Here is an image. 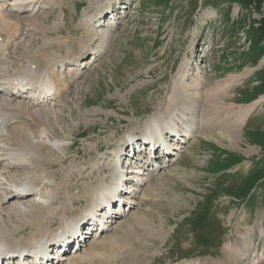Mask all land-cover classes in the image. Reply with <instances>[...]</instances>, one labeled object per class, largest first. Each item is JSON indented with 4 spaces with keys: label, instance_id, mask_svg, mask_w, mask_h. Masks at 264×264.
Wrapping results in <instances>:
<instances>
[{
    "label": "rangeland",
    "instance_id": "rangeland-1",
    "mask_svg": "<svg viewBox=\"0 0 264 264\" xmlns=\"http://www.w3.org/2000/svg\"><path fill=\"white\" fill-rule=\"evenodd\" d=\"M50 1L48 9L39 8V4L34 11L12 13L20 19H28L27 24L31 18L42 23L46 21L49 31L45 33L30 28L35 34L26 30L11 52L0 56V61L6 63L5 70L0 69V79H10L18 67H27L31 56H40L46 63L57 62L56 68L62 64L59 61H71L68 50L57 46L68 37L77 45L86 35H95L88 43L89 51L83 56L85 63L94 52L99 53L102 45L104 53L92 66L87 65L83 69L85 74L74 83L73 91L65 102L63 99L46 107L48 117L45 120L49 121L46 126L54 134L50 139L58 138L66 145L54 156L66 154L69 160H62L67 163L54 168L44 166L43 176L52 182V186L42 187L44 194L41 200L34 195L23 197L17 205V212H4L8 228L32 218L30 212H37L32 209L33 202L48 206L59 196H66L74 184L76 188L69 194L71 201L55 205L54 213L64 209L72 214L83 208L76 200L89 201L93 195L81 190L86 185L87 176H104L110 180L114 174L108 158L113 149L109 153L106 150L119 144L120 139L129 133L145 132L154 118L171 113L170 120L178 112L173 111L171 99L178 102L182 97L184 80L191 87L189 94L193 93L192 89L199 83L197 81H200L199 90L204 94L217 84H224L233 75L236 80L228 81V86L224 87L227 100L222 103H235L238 110L249 107L264 96V67H259L264 57V36L256 32L264 19V1L258 8L256 2L248 6L242 0H128V16L118 27L111 26L110 22L101 27L94 22L98 9L107 6L110 0ZM8 3L7 13L12 7ZM75 5L79 10L77 14L74 13ZM121 16H118V22ZM87 20L91 21L90 25L82 24ZM196 43H199L197 54L193 55L191 51ZM70 44L67 47H74L75 53L76 45ZM44 46L46 50L49 48L50 56H44ZM56 46L58 51H64H56ZM81 46L79 50L85 47ZM204 98L202 101L206 100ZM11 104L23 106V103L8 99L0 92V106L4 108ZM27 109L33 114L41 112L40 107ZM149 119L152 120L146 122ZM246 121L237 146H232L227 137L218 138L213 134L214 138L208 139L197 134L196 139L185 143L181 152L162 164L156 175L142 186L140 195L143 200L137 198L139 205L108 232L111 238L122 230L118 239L123 257L116 258L117 264H202L211 260H218L219 264H237L233 250L239 245L235 242L246 236L245 249H252V253H246L239 263L249 264L256 261L257 256V260L260 257L261 264H264V102L253 107ZM156 124L163 126L160 121ZM84 146L94 159L99 155L101 158L94 163L93 171L88 168L76 181H72L71 175L79 165L75 153L83 150ZM177 159L178 163L175 162ZM58 161L59 158L54 159L55 163ZM51 163L47 162L49 166ZM99 166L110 170L103 174L98 172ZM17 172L12 173L14 182L15 178L21 181L27 175L23 171ZM256 177L260 179L255 186L246 195L242 194L246 181ZM145 196L150 200L144 199ZM2 202L0 200L1 207ZM13 202L5 204L6 209ZM24 206L30 215L27 218L20 212ZM50 208L49 205L47 209ZM200 208L212 211L208 219L216 216V223L200 230L194 226L197 233L191 236L189 229L193 222L184 220L192 212L196 217L202 216ZM61 219L60 216L59 223ZM127 221L129 227H121ZM55 222L50 220L49 224L55 225ZM178 224H182V230L177 235L174 230ZM256 227L261 233L251 242L249 238L253 235L250 233ZM22 236L27 240L30 230ZM172 242L174 246L170 247ZM177 245L178 252L173 254ZM205 251L209 252L201 255ZM192 253L201 256L196 257ZM108 260L103 256V259H95L89 264H106Z\"/></svg>",
    "mask_w": 264,
    "mask_h": 264
},
{
    "label": "bare ground",
    "instance_id": "bare-ground-1",
    "mask_svg": "<svg viewBox=\"0 0 264 264\" xmlns=\"http://www.w3.org/2000/svg\"><path fill=\"white\" fill-rule=\"evenodd\" d=\"M114 1H111L109 3L110 6L113 5ZM7 3L12 6L11 9L8 11V13L6 7ZM50 3L51 2H49V0H0V39H3L0 43V55L2 53L9 52L11 49L10 46L13 47L15 45L14 43L16 42L15 40L14 43H12L10 40H13L17 34L19 33L21 34L22 32L24 33V31L27 30L26 28L28 27L29 29L32 28L34 30L40 29L45 33L49 31L47 30L48 25L46 21L42 23L39 22L37 18L35 20H33L34 18H31L30 23L27 24L28 19H20L18 15H13L12 13L21 14L22 12H28L31 7L35 9L37 4L47 7L48 4ZM106 10L107 8L102 7L100 10V14L104 13ZM120 14H121L120 12L117 13L116 15L117 18ZM95 21L98 22L99 20L97 19ZM84 24L90 25L91 23H89V21H85ZM93 37L94 35L89 34L82 40L83 41L82 43L77 45L76 42H74V40L72 41L76 45V52L74 53V55L79 57L76 59H72V61H70V64L69 63L67 64L68 67L72 66L73 65L72 63L75 62L76 60L78 61L81 56H85L84 53L89 50L87 47L88 43L91 42ZM81 45H84L85 47L81 49L82 47ZM57 46L64 48L62 44H59ZM79 46H81L80 50L78 49ZM99 49H100L99 51L100 54L104 53V45L100 46ZM93 55H96V52H94ZM31 57L32 58H30L29 65L27 67L25 66L24 68L18 67L13 77L7 79L6 81L0 80V90L3 89L2 93H6L7 97L9 98L7 91H8V86H10V84L15 85L18 82L22 83L23 81L22 77L26 75L33 76L34 74L37 75V77H40L44 74L45 76L51 78L53 85H55L56 92L60 96L59 98H65L66 96H68V94L72 93V89L74 87L73 83H75L76 79L78 78L80 70L74 67L75 69L69 70L63 81L60 82L58 80L59 74L54 70L55 66L57 65L56 63H52L50 67L49 66L46 67L45 65L47 64L44 62V60H42L41 58L37 59V56H31ZM5 64L6 63L4 61H0V69L5 70L4 67ZM259 67L260 68L264 67V57L261 59ZM65 70L67 71V68ZM255 70H257V68ZM246 71H250V70L247 69ZM252 71L249 72L248 74L252 73ZM182 72L184 73V69ZM182 78L184 80V75H182ZM227 79L228 80H226L224 84H217L215 87H213V89H210L207 92H205L207 94L206 97H205V93L203 94L201 90H199V88L201 89L200 81H197L199 83H196L194 89H192L193 93L189 94L191 87L187 85L184 80L183 83L185 85V88L183 93L181 94L182 97L179 98V100L177 99L178 102L175 101L173 102V99H171L173 111L175 110V112L178 111L180 113H183L185 118H187V120L185 121L191 123L190 125L192 128L195 127L198 128V131L194 136L195 139L197 138L196 137L197 134H201L203 137H206L208 139L214 138L213 134H215L218 135V138L227 137L228 141L232 146L234 145L237 146L241 138L240 135L241 130L243 126L246 125L247 122L246 118L251 115V111L253 110V107L264 102V96H262L257 100L253 101V104L250 105L249 107L245 109L239 108V110L236 109V107H234L235 103L232 102L230 104L222 103L224 99L227 100L223 93L224 87L228 86V81L233 82L236 80V78L233 75L229 76ZM35 81L37 80L35 79ZM202 98L206 100L202 101ZM66 100H64L63 102H65ZM23 106L24 107L11 105V107H7V108H3L2 106H0V137H2L1 138L2 140L1 139L0 140L1 143L5 141V143H3L2 146L0 145V190L1 189L3 190V193L0 191V200L1 202L3 201L2 202L3 206L7 203H10L11 201L15 202V203L13 202L11 206L9 205L10 207L8 206L7 209L6 206L1 207L0 205V221H1L0 247L3 246L9 251L16 250V248L18 247H21L22 249L25 248L29 249L33 245L36 244L38 245V243H44L43 242L44 239L51 240L52 238L55 237V233L56 231H58V229L63 228L66 224L73 221L75 218L85 217L86 216L85 211L88 210V207L91 206L95 201L96 203L99 204L100 198H98V195L100 192L101 193L106 192V194H110L111 192L118 191L120 193L121 192L120 187L124 185V183L121 184L120 180H118V178L114 174H111L110 180L105 179L104 176L101 178L100 176L90 174L87 176L86 185L81 187V190L84 192L85 191L88 192L90 195L92 194L93 195L90 196L91 198L89 201H84L82 199L76 200V203L81 204L83 208L78 209L77 211H75V213L72 214L65 211L64 209L59 210L57 214L54 213L55 205L65 204L71 201L72 196H70L69 194L71 193V191H73L76 188V184H74L69 188V193H67L66 196L61 195L57 198V200H53L50 202L49 204L51 207L50 209H47L49 205L48 206L42 205L40 202L35 201L32 203V207H33L32 209L37 210V212L36 211L34 212L33 210L34 212L33 213L30 208L28 209L31 211L30 214H32L31 215L32 218L28 220L29 222L28 221L26 222L25 220V222L21 224H17L11 228L6 227L5 226L6 223L4 221L6 220L5 217L7 215L4 212H8V213L9 211H11L12 213L17 212L16 209L19 208L17 205H20L19 203L21 202L22 198L25 196H26L25 198L31 196L30 195L27 197V195L29 194L28 192L29 188H32L31 185H34L32 191H37L39 189H42L43 186L44 187L52 186V182L47 180L44 177L45 175L43 176L45 172L44 166L54 168L56 167V165L65 164L69 160V157H66V154L63 156H59L58 154H56L54 156V153H56V149L63 148V143L62 141L57 139L55 140L50 139V135L53 134V131H51L50 128H47V126L49 125L48 124L49 121L47 120L46 122L45 120V118L48 117L47 115L48 110L44 109L45 107H41L42 110L40 114L30 113L26 108V106L34 108L35 105L33 104L32 100L25 101ZM170 114L171 113H168L167 115H161L160 118H154L153 120L157 122L160 121V123H163L162 127H165L167 125L166 123L169 120L168 118ZM43 119L44 121H42ZM151 120L152 119H149L146 122H150ZM170 120H172V118ZM145 123L144 126H146L147 124ZM12 125H16V126L13 127L12 129L13 131H10L9 128H11ZM185 125L188 124L185 123ZM184 130L185 129L183 128L179 129L178 131L179 135H182ZM186 133L188 135L189 131H186ZM127 135L128 137L126 139L125 138L120 139L121 142L119 144H117L116 146L113 145L111 148L106 150L107 153H109L108 151L113 149L112 153H109V156H112L114 158L112 160H116L118 158L119 156L118 153L120 151L122 153V149H123L124 157H126V160L130 158L132 154L126 153L127 147H131L134 141L140 140V138L143 137V133L141 131L136 133H129ZM216 141L220 143V140L216 139ZM135 149L136 146L133 145V150ZM43 150L45 151L43 152ZM62 151L63 150H61V152ZM75 155L77 161H79V165H77V168L71 175L72 181L74 180L76 181L79 178V175L83 174L88 168L91 169V171H93L94 163L101 158V156L98 154L99 156L94 159L93 155H91V151H89L86 148V146H84L83 150L76 151ZM88 156L90 158H88ZM55 158H59V161L56 163L54 162ZM66 159H67L66 162L64 161L62 162V160H66ZM133 159L135 158L133 157ZM48 161L52 162L51 163L52 166L51 165L49 166V164H47ZM177 161L179 160L177 159L175 162L178 163ZM129 162L131 163V160H129ZM109 170L110 169L103 168L102 166L98 167V172L102 171L103 174H107ZM13 171L14 172L23 171L27 175L23 177L24 175L23 173L21 175V177H23L21 181H16L15 178V182H17L15 183L14 180L12 179L14 178L12 176ZM7 172H9V174ZM48 174L49 173H47V175ZM3 175L4 176L8 175L5 177L6 181L3 180L2 178ZM138 180L142 182L145 179L142 178ZM6 182L9 184H13V186H19L20 183H23V186L28 185V187L23 188L22 191H20L19 188L17 187L16 190L15 189L8 190L9 186L8 184H6ZM95 188L96 190L93 192ZM25 189H27V191H25ZM132 189L135 191V195H134L136 196L135 199L140 198L141 200H143L142 196L139 195V192H142V188L141 189L132 188ZM43 194L44 192L41 194V196L40 195H35V196H37L36 197L37 199L38 198L40 199L42 198ZM6 196H8L7 198H9L8 199L9 201L7 200V198H5ZM144 199L150 200V197L146 198L145 196ZM26 207L27 206H24V208H20V212L24 214L25 217L26 216L29 217L30 215H28L27 209H25ZM60 216L62 217V219L59 223L58 218ZM50 220L51 221L54 220V222L58 220V222H55V225H51L49 224ZM128 223L129 222L127 221V224L125 223V225L127 226ZM137 224L139 223L137 222ZM29 230H30V237L27 240H24L22 235L24 234V232ZM158 231L160 232L161 230ZM260 233L261 231L259 227L252 229L250 235L253 236L252 238H249V241L254 242L255 240L254 237L258 236V234ZM142 234H144V232ZM118 238H119V234L111 238L108 237V234L101 236V238L99 240H96V242H94L93 244L89 246L87 245L82 253L80 251L77 255L76 254L73 255V257L70 258L69 264H89L93 262L95 259L98 260L103 259V256L110 259L106 264H117V262L115 261L116 258L118 256L121 258L123 257L122 255L123 250L120 247L119 244L120 241ZM247 238L248 236L243 238V240L241 241L238 239L235 242L236 245H239L235 250H233L235 261L238 260L237 264H240L239 263L240 260L245 257L246 253L247 254L252 253V249H245V246L247 244L245 240H247ZM147 244L144 243V246H146ZM244 250L245 252L242 253V251ZM208 252L209 251H205V253L203 254H206ZM2 257L7 258V255H4ZM2 257H0V261L3 259ZM232 260L234 259L232 258ZM190 264H196V262H192ZM199 264L201 263L199 262ZM202 264H219V262L218 260H211V261H206V263H202ZM249 264H261L260 257L257 260V256H256V261H252Z\"/></svg>",
    "mask_w": 264,
    "mask_h": 264
},
{
    "label": "trees",
    "instance_id": "trees-1",
    "mask_svg": "<svg viewBox=\"0 0 264 264\" xmlns=\"http://www.w3.org/2000/svg\"><path fill=\"white\" fill-rule=\"evenodd\" d=\"M243 1V3L246 5H251L252 3H255L256 2V6H258V8H261V4L263 3V1L264 0H242ZM256 32L257 33H259L258 35H260V36H264V19L262 20V23H261V27H259V28H257L256 29ZM259 36V37H260ZM260 178L259 177H256L255 179L254 178H252V179H249L248 181H247V185H246V187H244L243 188V190H242V194H247V193H249V190L252 188V187H254L255 186V184H256V182L259 180ZM241 194V195H242Z\"/></svg>",
    "mask_w": 264,
    "mask_h": 264
}]
</instances>
